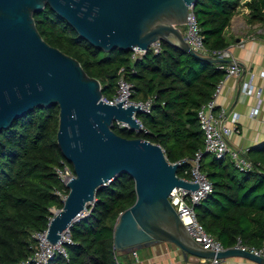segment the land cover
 <instances>
[{
	"label": "trees",
	"instance_id": "1",
	"mask_svg": "<svg viewBox=\"0 0 264 264\" xmlns=\"http://www.w3.org/2000/svg\"><path fill=\"white\" fill-rule=\"evenodd\" d=\"M243 3L250 10V23L264 22V0L197 1L194 13L210 53L230 46L225 31ZM34 18L46 42L76 58L100 81L104 98L113 100L118 80L124 77L133 85L134 100L153 99L151 111L138 114L141 130L115 123L117 134L161 145L170 162L193 158L203 150L198 111L226 75L221 64L201 60L164 40L160 52L149 49L136 58L132 50L104 51L50 6ZM59 111L57 105L36 107L0 132V264H24L37 248L34 233L48 228L53 208L63 207L55 190L69 193L56 172L62 161L68 162L57 142ZM208 155L201 160V171L213 189L196 205L198 221L226 248L239 241L264 248V142L247 150L254 164L248 171L238 170L228 157ZM189 167V162L183 163L178 175L187 177L184 171ZM136 199L135 180L128 173L100 187L96 200L88 204V215L69 228L68 258L57 253L48 264H125L121 251L114 248V227Z\"/></svg>",
	"mask_w": 264,
	"mask_h": 264
},
{
	"label": "water",
	"instance_id": "2",
	"mask_svg": "<svg viewBox=\"0 0 264 264\" xmlns=\"http://www.w3.org/2000/svg\"><path fill=\"white\" fill-rule=\"evenodd\" d=\"M197 1L0 0V132L36 107L57 105V142L75 173L62 209L48 224L46 239L52 244L70 231L96 200L100 187L128 173L135 180L137 199L115 223V250L132 252L168 242L185 259L241 257L264 264L263 256L249 250L233 246L214 253L193 240L170 196L176 187L195 190L199 184L178 175L179 163L170 162L161 145L115 132V123L142 129L141 105L106 101L100 81L88 75L76 58L46 42L34 18L50 6L81 37L104 51H148L154 42L164 40L201 60L233 64L232 59L202 55L186 41L182 29Z\"/></svg>",
	"mask_w": 264,
	"mask_h": 264
},
{
	"label": "built area",
	"instance_id": "3",
	"mask_svg": "<svg viewBox=\"0 0 264 264\" xmlns=\"http://www.w3.org/2000/svg\"><path fill=\"white\" fill-rule=\"evenodd\" d=\"M184 36L190 46L202 55L223 59L231 58L229 48H226L222 51H214L212 53H210L208 49H206L200 25L198 23L194 10L191 8L188 14L187 23L185 25ZM150 49H153L156 53L160 52L161 41L154 42ZM133 51V58L141 56L147 52L138 48H135ZM220 64V67L226 70V75L216 86L212 99L203 104L198 111L201 128L204 133V148L203 150L197 151L193 158H185L177 162L180 166L185 162L190 163V167L186 168L184 171L187 177H181L191 183H198L199 187L195 190L176 187L172 191L170 196L172 205L176 209L180 218L183 220L193 240L203 249L213 251L214 253L224 251L226 247L211 233L207 232L204 226L197 219L196 205L201 203V201L206 198L213 189V185L208 176L201 171V160L204 154L208 153L214 155L218 159L228 157L240 171H248L253 169L254 167L253 162L246 156L247 150L235 148L230 143V137L234 133L239 132L238 126H229L224 122V117L227 113L225 109H223L219 114L215 112L217 106L216 99L222 89V85L224 84L225 80L231 76H242L244 73V68L235 61L233 64ZM253 77L254 75L251 74L248 80L242 81L241 90L247 95H256L259 98L258 105L251 111V115L254 116L258 114L260 110L261 96L263 91L261 88L255 87L253 83ZM132 92L133 85L124 77H121L118 80L117 91L113 100H108L106 98L104 99L110 103H118L125 100L123 102L125 106L132 104L139 106L140 104L142 112L149 113L152 109L153 99L149 98L145 101H136L132 98ZM239 118L240 114L238 112H232V121L234 123L237 122ZM119 124L125 126L122 123ZM56 172L65 187H67V184L75 176L74 171L66 161H62V166L56 168ZM55 193L59 195L62 200H64L67 196L64 191H60L57 189L55 190ZM58 211L59 210L56 209V212ZM88 213V209L83 211L77 217L76 221H79L81 218L87 216ZM47 235V229L34 233L33 236L37 241V248L35 252L31 256H29L26 261H24V264H48L50 259H52L57 253L62 254L64 257L68 258V252L66 250L65 243L72 242L70 238V231L63 233L62 238L57 244H52L49 239H46ZM235 247L249 250L250 252L264 257V248L256 249L254 247H248L243 245L240 241L235 245ZM132 254L136 259H138L137 250L132 251ZM203 260L206 264H220L222 262V259L217 257L209 259L203 258Z\"/></svg>",
	"mask_w": 264,
	"mask_h": 264
},
{
	"label": "crops",
	"instance_id": "4",
	"mask_svg": "<svg viewBox=\"0 0 264 264\" xmlns=\"http://www.w3.org/2000/svg\"><path fill=\"white\" fill-rule=\"evenodd\" d=\"M249 12V8L243 3L225 31L226 37L230 40L228 47L230 59L239 63L244 68V73L240 77L231 76L225 80L217 96L215 109L217 114L225 109L227 113L224 122L229 126H238L239 132L230 137V143L233 147L244 150L264 142V22L250 23ZM182 31L184 33L185 27ZM251 74L254 75L255 87L263 91L260 110L254 116L251 115V111L258 105L259 98L256 95H247L241 90L242 81L248 80ZM232 112L240 114L239 120L235 123L232 121ZM154 246L151 249L153 252H148L144 259L139 255L136 259L130 252L125 264H206L203 258L193 255L185 259L177 246L175 248ZM220 264L259 263L246 258L231 257L223 259Z\"/></svg>",
	"mask_w": 264,
	"mask_h": 264
},
{
	"label": "rangeland",
	"instance_id": "5",
	"mask_svg": "<svg viewBox=\"0 0 264 264\" xmlns=\"http://www.w3.org/2000/svg\"><path fill=\"white\" fill-rule=\"evenodd\" d=\"M213 155H208V158H212ZM53 212L55 213L56 212V208H53ZM85 215V214H84ZM155 245L157 246H165V247H173L175 248L176 245L175 244H172V243H165V242H158L156 243ZM155 246H152V247H149V248H143V249H138L137 252H138V255L140 256V258L144 259V257H146L148 255V252L152 251L151 249L154 248ZM153 252V251H152ZM130 252L126 253V252H121L119 254V258L122 262H126V260L128 259V256H130ZM138 256V257H139Z\"/></svg>",
	"mask_w": 264,
	"mask_h": 264
}]
</instances>
